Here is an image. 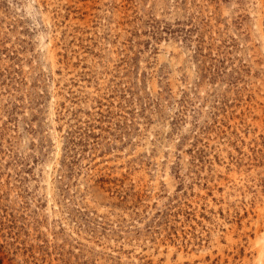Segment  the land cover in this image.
Segmentation results:
<instances>
[{"label": "rangeland", "instance_id": "1", "mask_svg": "<svg viewBox=\"0 0 264 264\" xmlns=\"http://www.w3.org/2000/svg\"><path fill=\"white\" fill-rule=\"evenodd\" d=\"M0 264H264V0H0Z\"/></svg>", "mask_w": 264, "mask_h": 264}]
</instances>
